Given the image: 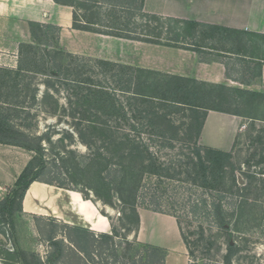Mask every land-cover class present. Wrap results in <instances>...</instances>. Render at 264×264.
<instances>
[{
  "label": "rangeland",
  "instance_id": "1",
  "mask_svg": "<svg viewBox=\"0 0 264 264\" xmlns=\"http://www.w3.org/2000/svg\"><path fill=\"white\" fill-rule=\"evenodd\" d=\"M179 31L189 34L185 40L188 44L180 41V46L197 49L202 58H220L228 73L236 78H250L259 67L255 59H264V36L260 34L209 32L194 38L192 30ZM30 32V43L38 49L58 44L55 26L32 25ZM35 53L36 65L42 66L40 55L44 52L35 50ZM49 55L47 73L51 77L26 71L18 76V55L16 58L0 57V138L33 149L29 176L37 175L63 188L79 190L84 197L90 198L102 214L109 216L114 232L110 224L107 233H112L113 240L102 248L99 243L93 245V239L86 233L65 229L60 219L50 217L54 221H42L36 218L40 215L22 212L18 192L12 213L10 208L3 210L0 206V264H65V258L57 256L61 245L44 239L52 231L58 239L67 235L77 243L75 264H95L89 259L90 252L96 264H160L163 256L180 252L188 258L187 264H264V126L251 122L233 150L242 189L236 195L225 193L223 201L229 211L237 205L242 206L244 212L240 216L244 221L238 220L237 210L235 218L229 217L224 228L217 227L211 218L205 219L201 223L203 235L200 238L199 221L192 217L190 205L193 199L201 197V188L192 185L183 172L173 174L178 168L168 169L164 172L171 176L145 175L138 187L136 202L123 204L118 198V183L115 185L116 174L112 171L118 160H109L103 172L109 187L101 186L103 183L95 174L97 161L93 157L101 143L92 136L101 130L138 133L139 141L151 152H156L165 166L178 161L185 164L193 143L198 141L204 111L187 106L169 110L170 113L161 104L134 96L133 91L138 88L136 81L146 80L149 74L137 67H102L91 61L74 62L59 54ZM67 63L91 66L95 72L91 77L106 88L113 99L99 102L92 95L90 100L83 99L85 88L82 85L62 81L65 78L60 67ZM25 68L33 69L32 66ZM154 77L162 82L166 80L160 75ZM193 85L194 91H208L216 98L215 102L231 111L252 114L255 111L253 102L261 99L237 93L232 87ZM156 90L155 94L162 96L161 89ZM42 93L44 98H41ZM36 94L40 98L35 99ZM17 100L21 101L19 107L15 105ZM158 131H163L164 136H156ZM78 133L88 144L79 141ZM134 143L130 140L125 147ZM123 188L127 195L129 186ZM244 197H249L248 203H243ZM171 214L177 217L182 231L189 237L191 254ZM227 241L234 245L229 262L224 260ZM64 244L69 246L70 243L64 239Z\"/></svg>",
  "mask_w": 264,
  "mask_h": 264
},
{
  "label": "trees",
  "instance_id": "2",
  "mask_svg": "<svg viewBox=\"0 0 264 264\" xmlns=\"http://www.w3.org/2000/svg\"><path fill=\"white\" fill-rule=\"evenodd\" d=\"M56 3L68 5L72 8V27L74 29H80L85 31H91L95 33H100L104 35H110L119 38H125L130 40H138L156 44H164L169 46H180V41L186 42L188 44L189 34H184L179 30L186 31L192 30V36L194 38L199 37L201 34H206L209 32H229L240 30L231 29L228 27H223L215 24H210L206 22L190 20V19H180L169 16H162L156 13L148 12L144 9V0H54ZM36 25L40 27H54L53 25H46L41 23L32 22L30 26ZM244 32V31H242ZM33 33V31H32ZM261 35V34H260ZM264 36V35H263ZM57 46L45 45L41 49H38L36 45L32 43L22 42L18 46V62L16 73L21 75L25 71L29 74H41L45 77H51L48 75L47 63L51 54H59L64 57H68L71 61L87 62L91 61L96 66L102 67H113V66H124L132 67L122 64H117L111 61L91 58L86 56H80L77 54H72L68 52L64 47L59 45L58 42V28H57ZM182 43V42H181ZM188 48V47H183ZM35 50H40L44 54L40 55L43 59L42 66L36 65V53ZM199 53L197 49H194ZM33 53L32 56L30 54ZM57 65V64H56ZM32 66L33 69H26L25 67ZM59 66V65H58ZM60 67V66H59ZM64 72L63 80H69L75 84H80L85 88V94L82 96L85 100H90L91 95L94 96L97 101H107L113 99L111 94L106 92V88L95 82L92 74L94 70L91 66H86L82 63H67L60 67ZM140 71H145L148 74V78L144 81L140 79L137 80L136 88L133 91L134 96L148 100L152 103H158L167 108V112L173 111L175 109H182V107L191 106L193 109L203 110L202 119L199 125L197 138L199 137L200 128L207 110H218L222 112H231L224 105H221L216 101L213 95L209 94L208 91H194L193 84L201 86H213V87H227L219 84H211L203 81H199L192 78H186L178 75L166 74L157 72L149 69L138 68ZM155 75L162 76L165 82L155 79ZM59 79V78H58ZM191 83V84H190ZM164 84V86H162ZM161 89L162 96L155 94L156 89ZM237 93H245V95H253L251 91L242 90L239 88H232ZM105 90V91H104ZM206 92V93H205ZM47 94H49L47 92ZM44 93H42L41 98H44ZM40 98L35 95V99ZM107 98V99H105ZM21 100V99H20ZM20 100H17L15 105L19 107ZM115 100V99H114ZM215 100V101H214ZM158 101V102H155ZM116 105L113 104V109L115 110ZM170 110V111H169ZM172 113V112H170ZM170 113H167V118L169 121ZM166 118V116H164ZM156 136H164L163 131H158ZM133 137V139H131ZM85 137L78 133V139L84 144H88ZM93 140L101 143V147L93 153V157L96 163L95 174L99 181L109 187L107 179L103 176L105 167L107 166L109 160L114 158L118 160L114 164L112 171L116 174L115 185L118 183V193L120 196L119 200L123 204L129 205L130 202H136L138 195V187L141 185V180L145 175L151 177H161L163 175H170L165 173L168 169L178 168L177 173H184L186 179L196 187L202 189L201 197L193 199L190 205V213L194 219L199 221L198 227L200 229L199 237L203 235L202 233V222L205 219L211 218L217 227L224 228V224L227 222L229 217L235 216V210H237L238 220L244 221L242 218L244 208L239 205L235 206L233 211L227 209V204L224 203L223 198L225 193L232 195L239 194L240 187L239 179L236 175V165L233 161V152L224 151L208 146H204L199 143V141L193 143L191 147V153L187 157L186 163H170L172 165L165 166L164 163L160 162L159 155L155 152H151L147 145H144L140 140V135L138 133L128 134L122 131H98L94 136ZM134 141L135 143L130 147H125L128 141ZM198 140V139H197ZM0 143L10 144L15 146H20L29 150H33L31 147L20 145L19 143L8 141L6 139L0 138ZM33 158V157H32ZM32 158L29 160L25 168L18 175L13 187L9 188L6 196L0 200V206L3 210L10 208V213H12V206L14 204L15 195L19 192V202L21 209V201L28 188V186L34 181H41L48 184H53L51 180H44L39 178L37 175L30 174V163ZM163 165V166H162ZM174 176V175H173ZM125 184V185H124ZM129 186L127 189V195H125V189L123 187ZM59 187H64L58 184ZM76 190V189H72ZM79 191V190H76ZM81 194L82 192L79 191ZM94 192H98L94 189ZM122 194V195H121ZM83 196V194H82ZM239 196V195H238ZM242 196V195H241ZM84 199H90L84 197ZM249 197H244L243 203H248ZM241 202H238L240 204ZM155 211L161 212L159 209H154ZM110 218L107 214H103ZM181 238L187 251L191 254V247L189 242V237L182 231L180 221L174 214ZM36 218L42 219V221H54V218L38 216ZM235 218V217H234ZM111 224V230L113 231V226ZM62 226L65 229L73 230L76 232H84L89 237L93 239V245L99 243L102 248L113 240L112 233L106 232H94L88 228L71 225L63 222ZM41 231V229H40ZM44 239L52 242L59 243L61 251L57 256L65 258V264H75L74 259L77 257V243L74 240L69 239V236L65 235V238H56V233L52 231L44 236ZM64 239L68 240L69 246L64 244ZM234 245L232 242L227 241L226 251L227 254L224 255V260L229 262V253ZM67 247V252H66ZM99 252V251H98ZM104 253V251H102ZM80 253V252H79ZM92 253L88 254L89 259L97 263L92 257ZM114 254V253H113ZM165 256L160 264H164ZM228 264V263H227Z\"/></svg>",
  "mask_w": 264,
  "mask_h": 264
},
{
  "label": "crops",
  "instance_id": "3",
  "mask_svg": "<svg viewBox=\"0 0 264 264\" xmlns=\"http://www.w3.org/2000/svg\"><path fill=\"white\" fill-rule=\"evenodd\" d=\"M144 9L162 16L264 35V0H144ZM32 22L57 27L59 45L72 54L248 90L254 93L251 96H260L261 99L253 102L252 114L207 110L198 137L204 146L233 152L251 122L264 126V59H255L259 67L250 78H236L228 73L223 60L202 58L194 48L74 29L72 8L54 0H0V57L16 58L18 45L32 42ZM32 157V150L0 143V200ZM21 210L34 216L54 217L94 232L107 233L110 229L108 217L92 200L84 199L79 191L41 181L28 186ZM187 263L188 258L181 252L165 256L164 264Z\"/></svg>",
  "mask_w": 264,
  "mask_h": 264
}]
</instances>
